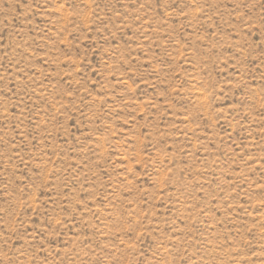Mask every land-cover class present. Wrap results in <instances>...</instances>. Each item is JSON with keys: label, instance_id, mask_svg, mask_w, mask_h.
Listing matches in <instances>:
<instances>
[{"label": "rangeland", "instance_id": "374dc122", "mask_svg": "<svg viewBox=\"0 0 264 264\" xmlns=\"http://www.w3.org/2000/svg\"><path fill=\"white\" fill-rule=\"evenodd\" d=\"M0 264H264V0H0Z\"/></svg>", "mask_w": 264, "mask_h": 264}]
</instances>
